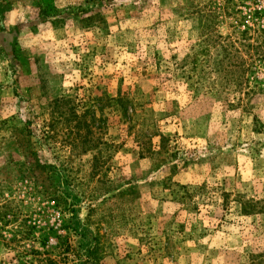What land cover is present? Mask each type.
I'll list each match as a JSON object with an SVG mask.
<instances>
[{"label": "rangeland", "instance_id": "1", "mask_svg": "<svg viewBox=\"0 0 264 264\" xmlns=\"http://www.w3.org/2000/svg\"><path fill=\"white\" fill-rule=\"evenodd\" d=\"M264 264V0H0V264Z\"/></svg>", "mask_w": 264, "mask_h": 264}, {"label": "trees", "instance_id": "2", "mask_svg": "<svg viewBox=\"0 0 264 264\" xmlns=\"http://www.w3.org/2000/svg\"><path fill=\"white\" fill-rule=\"evenodd\" d=\"M44 262H46L45 264H56V263H54L52 260H44Z\"/></svg>", "mask_w": 264, "mask_h": 264}]
</instances>
